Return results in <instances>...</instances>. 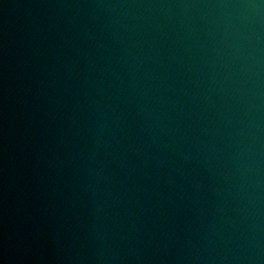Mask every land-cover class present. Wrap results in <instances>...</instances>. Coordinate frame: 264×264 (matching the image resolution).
<instances>
[{
	"label": "water",
	"instance_id": "1",
	"mask_svg": "<svg viewBox=\"0 0 264 264\" xmlns=\"http://www.w3.org/2000/svg\"><path fill=\"white\" fill-rule=\"evenodd\" d=\"M0 264H264V0H0Z\"/></svg>",
	"mask_w": 264,
	"mask_h": 264
}]
</instances>
